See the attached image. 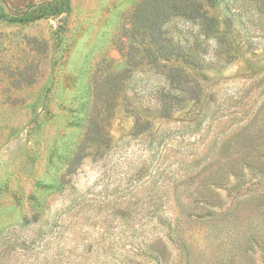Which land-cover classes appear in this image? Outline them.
<instances>
[{
  "label": "rangeland",
  "instance_id": "obj_1",
  "mask_svg": "<svg viewBox=\"0 0 264 264\" xmlns=\"http://www.w3.org/2000/svg\"><path fill=\"white\" fill-rule=\"evenodd\" d=\"M155 3L0 0V264H264V0Z\"/></svg>",
  "mask_w": 264,
  "mask_h": 264
},
{
  "label": "trees",
  "instance_id": "obj_2",
  "mask_svg": "<svg viewBox=\"0 0 264 264\" xmlns=\"http://www.w3.org/2000/svg\"><path fill=\"white\" fill-rule=\"evenodd\" d=\"M157 3V15H155L153 18L149 16L146 17L147 22L151 21L150 27H152L151 34L153 35V41L163 50L164 56L166 57V60H170V56L178 57V58H186L187 55L185 54L184 44L181 40L174 41L172 38H170L167 35V31L164 29L166 24V18L169 14L176 13L178 17H189L196 21L198 26H200L199 36L207 38L210 36L215 37V30L216 28V18L215 16H212L210 13V9L214 6H216V2L219 0H180L179 4L177 2L175 4H170L168 0H156ZM188 1H191L192 3L189 4ZM61 3L63 6L59 7L56 10V13H61L68 11L70 9V0H61ZM194 6H191V5ZM175 8V9H174ZM42 14V13H41ZM41 14L37 15L36 17L42 16ZM35 18V17H33ZM28 17H22L21 20L27 21ZM160 50V49H159ZM164 67H168L167 72V81L169 83L167 86H169V91L165 95L166 102L168 105H176L183 102H187L190 98L187 97L186 94L188 92H191L193 89V86L190 84V80L188 79V75L186 74V71L182 67H174L171 68L167 64L163 65ZM143 127L141 126L140 132H142ZM99 138L96 136L97 140L99 139L100 143L107 144L105 142L112 139L109 136L102 137V134L99 133ZM105 141V142H104ZM62 215V212L58 213L57 215L53 216V220H55L53 225L57 224V221L59 220L58 217ZM48 223L47 219L46 222ZM167 229L171 231V226L168 225ZM138 264H145V263H138Z\"/></svg>",
  "mask_w": 264,
  "mask_h": 264
}]
</instances>
